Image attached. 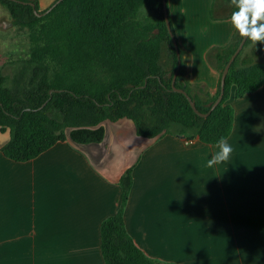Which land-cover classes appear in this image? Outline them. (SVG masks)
<instances>
[{
    "label": "crops",
    "instance_id": "0c3cea01",
    "mask_svg": "<svg viewBox=\"0 0 264 264\" xmlns=\"http://www.w3.org/2000/svg\"><path fill=\"white\" fill-rule=\"evenodd\" d=\"M55 1L39 0L41 10ZM168 8L186 76L205 85L204 91L195 87L193 92L217 93L220 76L209 52L228 44L237 32L231 1L168 0ZM252 47L254 53H244L242 60L253 53L254 61L264 62V45ZM230 102L236 110L227 138L233 152L227 162L213 168L206 165L218 151L217 143L172 133L149 138L139 135L129 118L105 120L106 135L100 142L68 138L26 161L3 153L11 130L0 125V264H106L101 225L120 206V180L129 167L134 183L125 220L137 244L150 256L156 255L158 246L165 247L162 256L170 263L217 264L196 256L204 254L202 248L178 247L196 214L195 181L203 172L209 220L217 215L226 220L230 200L242 209L239 175L248 159L255 167V234L240 228L235 235L255 236L252 263L264 264V84ZM227 251L224 247L225 260Z\"/></svg>",
    "mask_w": 264,
    "mask_h": 264
},
{
    "label": "trees",
    "instance_id": "16d2710c",
    "mask_svg": "<svg viewBox=\"0 0 264 264\" xmlns=\"http://www.w3.org/2000/svg\"><path fill=\"white\" fill-rule=\"evenodd\" d=\"M0 2L26 28L29 41L27 54L10 63L13 74L0 72V125L11 130L1 149L16 161L68 138L100 142L106 135L103 122L122 118L133 120L137 133L149 138L172 133L216 144L233 131L236 110L230 100L264 84V62L242 60L253 44L246 40L227 74L220 104L208 116L197 113L174 89L179 58L166 21L168 0H61L45 14H39L45 11L39 0ZM242 38L237 30L228 44L209 52L220 76L215 94H195V87L205 85L190 82L182 62L175 86L184 87L201 111H209L220 94L222 73ZM165 46L171 66L163 61ZM120 183V206L101 225L106 264H165L147 254L126 225L133 167Z\"/></svg>",
    "mask_w": 264,
    "mask_h": 264
},
{
    "label": "rangeland",
    "instance_id": "374dc122",
    "mask_svg": "<svg viewBox=\"0 0 264 264\" xmlns=\"http://www.w3.org/2000/svg\"><path fill=\"white\" fill-rule=\"evenodd\" d=\"M28 35L26 28L17 25L12 19L10 12L3 4L0 2V72L3 74L12 75L13 65L10 64L12 61L25 56L28 51ZM253 44H249L245 48V53H254ZM246 54L245 58L247 61H254L255 54ZM167 47L165 46L163 51V61L166 65L171 66V60L168 61ZM231 103V102H230ZM233 105V103H232ZM245 166L242 168L239 178L242 179L241 185V197H242V209L240 206L234 207L232 200L228 207L229 211L227 214V219L224 220L220 215L217 218L209 220V213L205 208L206 203V187L204 185V173L198 172L195 190L197 195L195 196L196 202V214L193 220L189 221L188 236L181 237L179 239L178 247L194 248L196 251L201 248L204 249V254L196 255L197 257H202L206 263H217V264H254L252 263V251L250 248L255 245V236L246 239L241 236H236V232L244 230L248 234H255V205H253V200H255V167H253L252 160L248 159L244 162ZM237 166H242L238 163ZM194 182V183H195ZM229 187V196H230ZM238 192H240L238 183ZM239 205V204H238ZM243 212L241 213V211ZM232 212V214H231ZM231 219H242L239 221H231ZM212 220V221H211ZM226 221V222H224ZM183 225V222L181 221ZM242 225V226H239ZM183 229V227H182ZM218 232L219 235L215 233ZM226 232V236H225ZM223 233L224 235H221ZM242 235V234H241ZM178 239H173V242ZM226 247L227 258L225 260V253L223 248ZM242 248L243 254L241 255L239 250ZM222 253H217L218 251ZM155 259H159L165 264H172L166 259H163L162 255L166 253L165 247L158 246L154 249ZM241 256L243 261L241 260ZM244 262V263H243ZM174 264H178L175 261Z\"/></svg>",
    "mask_w": 264,
    "mask_h": 264
},
{
    "label": "clouds",
    "instance_id": "9594fccd",
    "mask_svg": "<svg viewBox=\"0 0 264 264\" xmlns=\"http://www.w3.org/2000/svg\"><path fill=\"white\" fill-rule=\"evenodd\" d=\"M231 5L236 9L231 22L241 37L255 45L264 43V0H231ZM216 147L218 151L207 160L208 168L227 162L233 152L226 137H221Z\"/></svg>",
    "mask_w": 264,
    "mask_h": 264
},
{
    "label": "water",
    "instance_id": "95a60500",
    "mask_svg": "<svg viewBox=\"0 0 264 264\" xmlns=\"http://www.w3.org/2000/svg\"><path fill=\"white\" fill-rule=\"evenodd\" d=\"M61 0H56L53 5L51 7H49L48 9H46L45 11L43 12H39V14H45L47 12H49L57 3H59ZM33 3V2H31ZM165 13H166V21H167V25L169 27V30H170V33L174 39V43H175V46L177 48V51H178V58H179V62H178V67H177V70L175 72V75H174V78H173V85H174V89L177 90V91H180V92H183L189 99L192 107L194 108V110L203 115V116H208L212 110H214L219 104L220 102L222 101L223 99V96H224V93H225V84H226V77H227V74L231 68V65L233 63V61L236 59L237 55L240 53V51L242 50V48L244 47L245 43H246V40L245 38H242L240 44L238 45L237 49L235 50V52L232 54V56L230 57L229 61L227 62L225 68H224V71L222 73V79H221V92L220 94L218 95L217 99L213 102L211 108L209 111L207 112H203L201 111L198 106L196 105L193 97L189 94V92L184 88V87H177L175 86V82H176V78L178 76V72H179V69L181 68V65H182V55H181V52H180V46H179V43L176 39V36H175V33L173 31V27H172V23H171V19H170V16H169V8L165 2ZM51 91H54V89H52ZM45 104V103H44Z\"/></svg>",
    "mask_w": 264,
    "mask_h": 264
}]
</instances>
